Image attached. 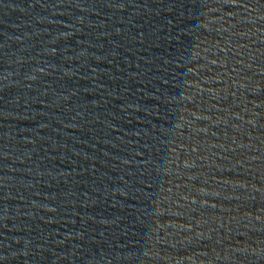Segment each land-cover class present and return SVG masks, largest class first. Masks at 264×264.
<instances>
[{
    "label": "water",
    "instance_id": "obj_1",
    "mask_svg": "<svg viewBox=\"0 0 264 264\" xmlns=\"http://www.w3.org/2000/svg\"><path fill=\"white\" fill-rule=\"evenodd\" d=\"M264 127V0H0V264H161Z\"/></svg>",
    "mask_w": 264,
    "mask_h": 264
}]
</instances>
